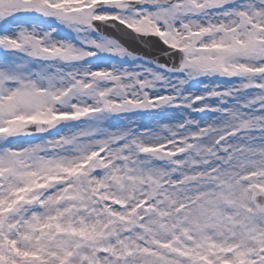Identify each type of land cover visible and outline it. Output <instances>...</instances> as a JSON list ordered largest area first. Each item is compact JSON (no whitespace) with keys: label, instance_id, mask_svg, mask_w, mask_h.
Segmentation results:
<instances>
[{"label":"snow or ice","instance_id":"snow-or-ice-1","mask_svg":"<svg viewBox=\"0 0 264 264\" xmlns=\"http://www.w3.org/2000/svg\"><path fill=\"white\" fill-rule=\"evenodd\" d=\"M0 264H264V0H0Z\"/></svg>","mask_w":264,"mask_h":264},{"label":"rangeland","instance_id":"rangeland-1","mask_svg":"<svg viewBox=\"0 0 264 264\" xmlns=\"http://www.w3.org/2000/svg\"><path fill=\"white\" fill-rule=\"evenodd\" d=\"M137 119H138V117H137Z\"/></svg>","mask_w":264,"mask_h":264}]
</instances>
